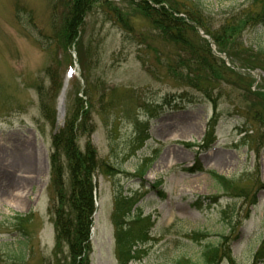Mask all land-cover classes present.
<instances>
[{
	"label": "rangeland",
	"instance_id": "rangeland-1",
	"mask_svg": "<svg viewBox=\"0 0 264 264\" xmlns=\"http://www.w3.org/2000/svg\"><path fill=\"white\" fill-rule=\"evenodd\" d=\"M129 1H94L75 43H68L71 57L58 58L66 2L0 0V264H70L66 248L53 255L47 187L52 138L77 100L91 130L77 136L79 149L90 143L99 163L112 167L110 174L96 175L89 264H118L112 221L117 195L134 204L132 216L141 217L135 231L147 225L128 264H198L205 245L230 254L221 264H255L264 242V190H258L264 184V127L250 118H264L263 98L257 90L247 92V85H222L233 98L221 96L214 111L202 93L169 77L163 61L143 54L133 36L109 19L105 7H116L129 14V25L145 27ZM204 4L216 29L247 0ZM241 37L244 47L264 52V22ZM72 65L59 120L58 98ZM257 74V84L264 85V72ZM40 99L54 112L52 122ZM215 113L219 123L209 137L207 123ZM240 127L249 131L247 143ZM205 171L234 179L238 190L231 194L248 196L226 195ZM253 195L257 203L250 206Z\"/></svg>",
	"mask_w": 264,
	"mask_h": 264
},
{
	"label": "trees",
	"instance_id": "trees-1",
	"mask_svg": "<svg viewBox=\"0 0 264 264\" xmlns=\"http://www.w3.org/2000/svg\"><path fill=\"white\" fill-rule=\"evenodd\" d=\"M61 1H65L67 5L62 11V24L60 23V29L65 31L63 33L65 36L57 37L59 39L56 44L66 54L70 48L68 43H75L79 30L84 26L86 16L92 10L91 5L97 0ZM129 4L133 15L136 17L134 11L137 12L145 22V27L129 25L131 24L129 14L116 7H105L109 19L120 25L126 34L133 36L143 54L150 53L163 61L169 77L182 81L189 88L202 93L213 104L214 111L218 105L216 101L221 96L233 98L232 91V94L227 93V95L221 92V88H225L222 85L232 86V88H237L233 87L236 85H247L249 86L247 92H249L253 89L254 78L247 72L256 69L264 71V52H254V49L244 47L241 37L242 31L264 21V0H247L245 7L232 9L216 29L211 25L212 9L205 6L204 0H143L139 2L130 0ZM106 6L109 4L106 3ZM199 30L207 35L211 42L202 37ZM211 43L218 54H226L231 67L226 66L225 62L213 53ZM252 53L255 56H252ZM235 68L246 73L243 75ZM254 94L262 97L264 103L262 90H257ZM40 100L45 118L52 122L54 112L46 104V99ZM79 102V100L76 101L72 111L66 116L63 127L52 138L54 151L50 157V178L47 187L50 192L48 214L54 226V257H58L66 248L70 264H89L90 229L96 209L94 205L96 175L100 170L110 174L112 167L99 163L90 143H87L83 150L79 149L77 136L79 134L88 136L91 132L87 124V113L83 112L82 106L78 105ZM249 110L253 108L249 107ZM252 118H250L251 121L258 125L262 124L264 127V118L259 117V121L255 116ZM218 121L219 118L215 113L207 125L209 137H212ZM240 128L239 132L244 133L242 139L245 141L249 138L247 136L249 131L243 127ZM263 139L264 133H259V140ZM62 155L65 163L60 162ZM207 173L219 189L226 192V195L237 198L248 196L247 193L231 194L238 190L234 179H228L214 171H207ZM258 190H264V184L261 183ZM128 201L127 197L117 195L112 212L118 264H128L132 260L135 254L133 248L147 233V225L144 229H142L144 225H141V229L135 231V225L141 217L131 215L133 203L129 201L128 205ZM256 203L257 199L253 195L249 204L252 206ZM202 249L198 264H221L222 260H229L231 257L219 245H205ZM23 259L22 257L21 261ZM259 259H264V242L255 254V260ZM178 264L197 263L183 259Z\"/></svg>",
	"mask_w": 264,
	"mask_h": 264
},
{
	"label": "bare ground",
	"instance_id": "bare-ground-1",
	"mask_svg": "<svg viewBox=\"0 0 264 264\" xmlns=\"http://www.w3.org/2000/svg\"><path fill=\"white\" fill-rule=\"evenodd\" d=\"M67 83H68V77L65 78V81H64V86L61 90V93L59 95V98H58V119L59 120H62L63 117H64V108H63V102H64V98H65V93H66V89H67ZM28 158V156H27ZM218 165H220V163H223L222 160H217Z\"/></svg>",
	"mask_w": 264,
	"mask_h": 264
}]
</instances>
